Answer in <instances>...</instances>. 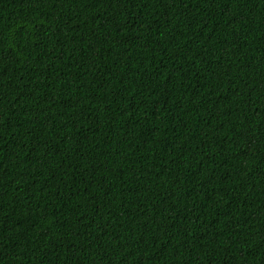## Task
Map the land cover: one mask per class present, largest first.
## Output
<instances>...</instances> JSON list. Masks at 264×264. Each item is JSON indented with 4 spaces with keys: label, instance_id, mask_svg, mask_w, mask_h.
<instances>
[{
    "label": "trees",
    "instance_id": "16d2710c",
    "mask_svg": "<svg viewBox=\"0 0 264 264\" xmlns=\"http://www.w3.org/2000/svg\"><path fill=\"white\" fill-rule=\"evenodd\" d=\"M0 264H264V0H0Z\"/></svg>",
    "mask_w": 264,
    "mask_h": 264
}]
</instances>
